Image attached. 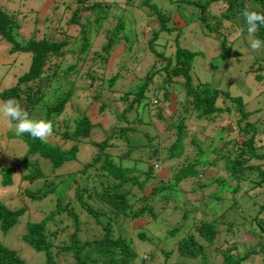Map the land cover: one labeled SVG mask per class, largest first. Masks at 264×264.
<instances>
[{"label": "trees", "instance_id": "trees-1", "mask_svg": "<svg viewBox=\"0 0 264 264\" xmlns=\"http://www.w3.org/2000/svg\"><path fill=\"white\" fill-rule=\"evenodd\" d=\"M74 1L75 6L64 4L57 22H44L46 14L35 10L28 36L22 37L17 33V11L7 9L10 5L0 0V39L8 43L9 52L21 54L18 64L27 58L14 81L0 88V101L15 99L30 117L54 125L47 141L19 136L22 155L0 167L2 188L14 184L29 201H40L49 194L54 199L43 216L25 221L20 239L43 252L39 264H58L56 256L61 254L70 256L71 264L152 261L155 250H143L142 243L135 245L118 230L114 235L111 224L139 220L142 228L169 207L179 214V223L166 228L165 234L179 236L168 248L159 247V264H180L168 262L174 254L197 258L192 264H212L207 258L210 252L221 256L220 264H241L250 256H259L264 264V153L259 151L264 146V116L253 113L257 108L247 107L239 94L222 90L217 81L191 78L192 62L202 51L184 45L186 34L181 29L193 22L194 31L224 48L237 37L236 31L247 33L241 12H264V0ZM47 3H51L49 10L59 8L56 0L42 1L44 6ZM66 10L68 16L63 19ZM133 10L150 23L145 46L154 58L142 77L134 76L130 85L116 88L115 82L129 66L124 58L134 62L142 51ZM91 13L95 26L89 21ZM174 16L182 25H175ZM102 24H108L102 28L104 40L98 49H90V38L100 32ZM70 27L80 33L74 45L67 40ZM257 37L264 40V27ZM260 52L264 59V48ZM261 67L252 66L254 75L247 80L261 79ZM80 81L82 85L77 86ZM105 89L110 101L123 104L120 111L106 100ZM173 91L177 98L170 109L166 106ZM261 103L264 106V99ZM162 111H167L166 117ZM189 119L200 122L198 133L203 140L206 126L219 130L215 143L202 145ZM228 123L232 133L225 128ZM134 131L143 132L148 142L138 138L133 142L128 134ZM120 144L123 150L115 153L113 147ZM143 144L147 147L139 149L142 154L133 156ZM81 145L91 148L87 160L80 161L76 171L59 176L63 166L77 160ZM161 148L166 151L164 157L159 155ZM191 148L194 156L186 159ZM182 158L184 163L178 165ZM164 160L169 177L155 174L154 165ZM39 161L49 166L55 181L45 180ZM40 179V186L25 187ZM149 184L148 191L142 192ZM24 209L25 205L12 207L0 201V229L6 230ZM87 219L101 226V236L79 237L77 230ZM239 230L249 239L237 240L234 236ZM136 236L140 241L151 237L143 229ZM143 252L145 258H140ZM0 264L29 263L0 242Z\"/></svg>", "mask_w": 264, "mask_h": 264}, {"label": "rangeland", "instance_id": "rangeland-1", "mask_svg": "<svg viewBox=\"0 0 264 264\" xmlns=\"http://www.w3.org/2000/svg\"><path fill=\"white\" fill-rule=\"evenodd\" d=\"M3 3L9 4V8L7 9H14L18 13L17 20L20 21V27L17 31L18 35L22 37L28 36V30L31 27V20L33 19V14L35 13V10L38 11V14H46V19L44 22L52 23L57 22L58 18L61 15V10L63 9V6L65 3H69V6H75L77 2L74 0H56V3L58 4L57 9L55 10H49V5L51 3L45 4L44 6L42 4L43 0H3ZM6 1V2H5ZM109 1V0H107ZM134 11V10H133ZM68 10L64 12L63 19H66L68 16ZM133 17L136 19L135 27L138 32L139 41L142 43L141 49L142 51H139V57L135 59L134 62H131V59L126 57L124 58V61H126V64L128 67L123 70L122 77L115 82L114 87H127V85H130L131 82L129 81L132 77H142L145 73L146 66L153 60L154 57H152L151 53L148 52L145 42L148 39L149 31L151 29L150 23H148V20L142 15H139L136 11L133 12ZM60 19V18H59ZM93 13L89 15V21L92 26H95L93 22ZM173 20L175 22L176 26L182 25L181 20H179L176 16L173 17ZM108 21V20H107ZM106 21V22H107ZM114 22V19H111V23ZM105 23V22H104ZM108 23V22H107ZM110 23V22H109ZM126 23V21H125ZM186 26H182L181 29L186 34V37L183 39L184 45L187 47H197L202 51V54L197 55L196 59L193 60L191 68H190V76L191 78H195V76L203 81H209V82H218V86L222 90H227L229 94H236L240 95L242 99L246 102L245 105L249 108H257L255 112L259 116H264V106H262L261 101L264 99V59L261 58V52H254L250 49V46L248 44V36L247 33L245 35H241L239 37H235L232 41L228 42L227 45L224 48H221L218 45V42L210 37L202 36L198 32L194 31L195 24L193 22H186ZM63 25V24H61ZM108 25V24H104ZM100 26V29L98 34H93V37L90 38V49H98L100 44L104 40V33L102 28L104 27ZM190 28L191 31H185L186 29ZM102 30V31H101ZM69 32V36H67V40L73 42V45L75 42H77L80 33L77 32V28L70 27L66 30ZM237 31L235 32V34ZM61 36V35H59ZM58 36V37H59ZM237 36V35H236ZM159 42L163 41V37L161 39H158ZM236 52V53H235ZM12 53L8 51V43L4 40L0 39V88L8 86L10 83L14 81L15 75L22 70V66H25L27 58L24 60V63L22 65L17 63L19 61V57L21 54ZM142 54V55H141ZM15 57V62L12 60ZM256 59V60H255ZM253 62L252 65H249L250 62ZM109 62L112 63V60L109 59ZM108 62V64H109ZM256 64H261V79L256 80L253 82V80H247L250 79L254 73L252 72V66L255 67ZM22 68V69H21ZM250 68V70H249ZM115 71L116 68L114 67L111 71ZM248 70L250 72H248ZM245 71L247 72L246 74ZM109 74V72H107ZM247 80V81H246ZM83 82H76L77 86H81ZM104 89V88H103ZM75 92L78 91V89L74 88ZM85 92V91H84ZM84 92H81V95L86 94ZM103 95H105L106 100L109 101V103L115 107L117 111H120L123 104L118 100H111L108 90H103ZM80 95V94H79ZM116 97V96H115ZM177 98L176 92H172V95H170V102L166 106L167 108L174 109L175 105L173 106V102ZM1 102V101H0ZM157 104V102H156ZM167 111H162L164 114V117L167 116ZM170 119H174V116H170ZM111 118V123H112ZM188 122L193 123L190 119ZM156 123V122H154ZM192 129L196 137H198L199 140L202 141V145H206L207 143L214 144L218 137V131H213V128L209 125L206 126V128L203 130L202 133L207 135L206 139L203 140L202 135L198 133L200 130L198 127L200 126V122L197 121L194 123ZM230 124V123H228ZM107 125V124H106ZM156 125V124H155ZM225 126V125H224ZM221 127V126H220ZM158 130H160L159 126H157ZM149 129V127L147 128ZM95 130V129H94ZM227 131L232 133L233 128L231 127V124L227 126ZM96 134H98L96 132ZM94 134V138H97L98 136ZM129 138L135 142V138H138L139 141L142 143H147L148 141L145 139V136L143 135V132L140 131H134L133 133H129ZM97 136V137H96ZM262 136V135H261ZM161 138H164V133L160 134ZM264 137V133L263 136ZM264 140V138H263ZM147 145H142L138 149L133 151V156L136 154H142L140 148L142 150H145ZM114 148V152L117 153L119 150H123L122 144H120L117 148ZM190 146H188V149ZM159 155L161 157H164L166 154V151L164 148H161ZM91 148H89L87 145H81V148L78 152L77 160L72 161V164L68 167L63 166V170L59 172V176H64L66 171H76L77 168H79L80 161L87 160L89 156V151ZM192 152H189V154L186 156V159H191L194 156L193 148H191ZM24 151V145L20 141L19 136L15 134V127L14 123H9L6 118L3 116H0V167L10 164L12 162H15V160L22 155ZM119 151V152H120ZM260 152L264 153V146L260 147ZM184 160L179 161L178 165L183 164ZM39 166L41 167L42 171L45 174V180H53L55 176H53V172L49 169V166L45 164L42 161L38 162ZM168 165V162L166 160L156 162L154 165L155 174L157 176H164L169 177V171L168 173L166 170V167ZM170 168V166H169ZM170 170V169H169ZM43 179V178H42ZM42 179L37 180L33 182V184L26 185L25 187H37L42 184ZM51 180V181H52ZM14 183V179H13ZM23 185V183H22ZM32 187V188H33ZM150 188V184L146 186L142 190V192L146 193L148 189ZM228 196V194H226ZM0 201L4 203H8V205L15 207V206H23L25 205L24 211L16 218V220L13 222L12 225H10L6 230L0 229V242L10 248L13 249L18 256H20L25 262L29 264H39L43 261V252L41 250H35L32 247L26 245L21 239V233L24 231V223L28 220H36L39 219L43 214H45L49 209H51L54 205V199L53 196L50 194L43 198L42 200H34L29 201L26 196L20 195V192L16 191L15 185H11L8 187L2 188L0 185ZM74 204V203H73ZM76 209V212L78 213V207L77 205H73ZM177 213V212H176ZM173 209L171 208H165L162 212H160L157 216L156 221H151L149 223H146L144 227L140 228L142 221H130L128 219H122L119 223H112V233L115 235L117 232L116 230L120 231L122 235L128 236L135 245L141 244V248L144 249H153L156 251V255L154 257V260L152 261H144V262H137L139 258L136 260V264H159L160 259L158 254L159 247L168 248L170 243L173 242L174 238H177L179 234H175L173 237H170V235H166L165 231L166 228L173 227L175 223H179V214H176ZM80 215V213H79ZM232 217H234L232 215ZM238 221V219H237ZM234 228H237V225H235ZM140 229L144 231L145 235H148L150 237V241H140V239L136 236V233L140 231ZM101 226L95 222L92 221V219H87L84 221L79 229L77 230V234L80 238H88L93 239L101 236ZM178 233V232H176ZM241 233V234H240ZM156 234V235H155ZM237 240H244L249 239V235L237 231L236 235L234 236ZM167 243V244H166ZM167 245V246H166ZM208 252V250H207ZM140 258H145V253L143 252V255L140 256ZM207 258L209 261L212 262V264H220L221 256L217 253H207ZM56 261L58 264H71V258L70 256L66 254H61L59 256H56ZM176 261L180 264H192L197 262V258H180L177 255H172L170 257V261L172 262ZM241 264H261V258L259 256H250L247 258L244 262Z\"/></svg>", "mask_w": 264, "mask_h": 264}, {"label": "clouds", "instance_id": "clouds-1", "mask_svg": "<svg viewBox=\"0 0 264 264\" xmlns=\"http://www.w3.org/2000/svg\"><path fill=\"white\" fill-rule=\"evenodd\" d=\"M241 16L247 26L246 32L250 49L254 52H259L264 48V40L257 37L259 29L264 27V12L244 9L241 12ZM243 32L244 29H240L236 33L237 37L243 35ZM0 116L14 122L17 136L28 134L33 139L47 141L54 134L52 121L30 117L29 113L15 99L0 102Z\"/></svg>", "mask_w": 264, "mask_h": 264}, {"label": "water", "instance_id": "water-1", "mask_svg": "<svg viewBox=\"0 0 264 264\" xmlns=\"http://www.w3.org/2000/svg\"><path fill=\"white\" fill-rule=\"evenodd\" d=\"M227 126H229V124H227ZM227 126H226V130H227Z\"/></svg>", "mask_w": 264, "mask_h": 264}]
</instances>
